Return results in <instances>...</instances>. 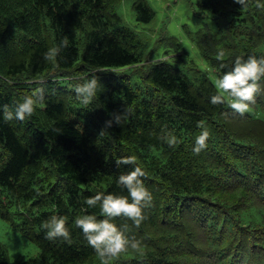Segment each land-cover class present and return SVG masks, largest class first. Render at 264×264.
I'll use <instances>...</instances> for the list:
<instances>
[{"label": "trees", "instance_id": "obj_1", "mask_svg": "<svg viewBox=\"0 0 264 264\" xmlns=\"http://www.w3.org/2000/svg\"><path fill=\"white\" fill-rule=\"evenodd\" d=\"M113 6L0 0V217L16 216L39 249L17 264H99L74 220L96 191L127 194L115 179L132 170L117 164L130 155L146 169L153 200L139 226L114 218L140 248L112 264H264V90L249 113L211 104L216 90L207 74L177 60L148 64L144 33L124 25ZM200 8L215 26L200 27L196 44L216 75L236 56L264 55V10L255 0L246 7L202 0ZM132 9L139 24L154 19L145 0ZM63 40L58 65L46 61ZM94 71L103 91L85 107L74 86ZM25 95L40 101L36 113L5 121L4 106L14 109ZM199 121L211 136L195 155ZM168 132L178 146L161 139ZM87 213L103 218L98 206ZM54 214L67 217L70 242L46 238L41 224ZM0 264H11L1 244Z\"/></svg>", "mask_w": 264, "mask_h": 264}, {"label": "clouds", "instance_id": "obj_2", "mask_svg": "<svg viewBox=\"0 0 264 264\" xmlns=\"http://www.w3.org/2000/svg\"><path fill=\"white\" fill-rule=\"evenodd\" d=\"M249 0H235V3L246 7ZM255 7L264 10V0H255ZM67 40L61 41L59 45L50 47L44 54L46 61L53 65H58L57 57L62 47H67ZM225 55L221 50L218 53L220 58ZM223 71L219 72L215 78V94L211 95L210 103L213 105L227 103L236 113L244 114L250 105L256 102L257 95L264 90V55L236 56L231 64L221 65ZM95 71L87 78H83L82 83L74 86L77 99L85 107L89 106L103 91ZM40 101L35 95H25L15 102L14 109L9 110L4 106L3 119L5 121H25L32 117L37 111ZM197 127L199 134L195 136L191 152L199 155L208 148V141L211 136L210 129L206 122L199 121ZM161 139L170 148L176 147L181 140L172 132H168ZM118 165H132V170L121 173L116 177L117 187L126 190L127 194H116L114 192L96 191L92 196L84 199L87 208L99 207L103 218H98L95 214H88L87 208L83 209L85 214L75 218L76 228L80 229L88 244L96 252L99 264H112L122 253L130 248L139 250L140 244L132 241L125 232L114 223V218L125 217L133 224L139 226L145 219V209L151 207L153 195L146 187L144 177L147 171L137 163V157L130 155L117 161ZM41 228L45 230L48 240L62 238L65 242H70L71 231L67 222V217L52 215L43 221Z\"/></svg>", "mask_w": 264, "mask_h": 264}, {"label": "rangeland", "instance_id": "obj_3", "mask_svg": "<svg viewBox=\"0 0 264 264\" xmlns=\"http://www.w3.org/2000/svg\"><path fill=\"white\" fill-rule=\"evenodd\" d=\"M134 1L115 0L113 11L124 25L144 33L148 64L162 60H177L181 65L190 64L205 72L214 85L217 75L208 67L196 44L200 37V27L215 26L213 16L201 10L202 0H145L155 13L149 24L137 23L132 9ZM176 43L179 49L175 48ZM18 222L16 216L12 217V223L0 217V244L6 248L11 264L33 258L39 251L35 243L15 225Z\"/></svg>", "mask_w": 264, "mask_h": 264}]
</instances>
